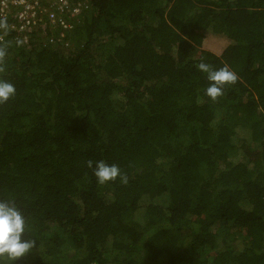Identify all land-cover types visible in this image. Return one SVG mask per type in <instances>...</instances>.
<instances>
[{
  "label": "trees",
  "instance_id": "trees-1",
  "mask_svg": "<svg viewBox=\"0 0 264 264\" xmlns=\"http://www.w3.org/2000/svg\"><path fill=\"white\" fill-rule=\"evenodd\" d=\"M88 1L64 44L0 17V201L33 242L15 264H264V0ZM202 62L236 75L215 100Z\"/></svg>",
  "mask_w": 264,
  "mask_h": 264
},
{
  "label": "clouds",
  "instance_id": "clouds-1",
  "mask_svg": "<svg viewBox=\"0 0 264 264\" xmlns=\"http://www.w3.org/2000/svg\"><path fill=\"white\" fill-rule=\"evenodd\" d=\"M0 55H3L0 52ZM198 68L207 73L209 85L206 88V95L215 100L222 95L223 86L235 83L236 75L227 67L213 70L209 65L200 63ZM14 85L6 80H0V103L8 101L15 95ZM92 167V161L88 162ZM94 175L99 183L115 180L120 176V170L116 165L106 164L100 160L95 163ZM121 179L124 177L120 176ZM26 221L12 200L0 201V258L3 264H15L24 257L33 247V242L25 238Z\"/></svg>",
  "mask_w": 264,
  "mask_h": 264
},
{
  "label": "built area",
  "instance_id": "built-area-1",
  "mask_svg": "<svg viewBox=\"0 0 264 264\" xmlns=\"http://www.w3.org/2000/svg\"><path fill=\"white\" fill-rule=\"evenodd\" d=\"M90 9L88 0H0V17L10 19L3 28V35L6 34L5 29H10L15 33V40L28 43L31 33L46 32V26L51 25L56 28L54 31L58 30L59 41L64 44L65 33L77 25L75 19L79 17L81 20ZM48 41L54 42L53 39ZM65 45L68 47L69 43Z\"/></svg>",
  "mask_w": 264,
  "mask_h": 264
},
{
  "label": "rangeland",
  "instance_id": "rangeland-1",
  "mask_svg": "<svg viewBox=\"0 0 264 264\" xmlns=\"http://www.w3.org/2000/svg\"><path fill=\"white\" fill-rule=\"evenodd\" d=\"M91 15V13H90ZM76 24H79L80 22V18L77 17L74 21ZM228 45V41L224 40V39H219V38H215V37H209L206 41H205V48L211 50L213 53L215 54H220L222 52V50ZM180 129L182 132H185V127L183 124H180ZM56 230L54 228H52V232H55Z\"/></svg>",
  "mask_w": 264,
  "mask_h": 264
}]
</instances>
